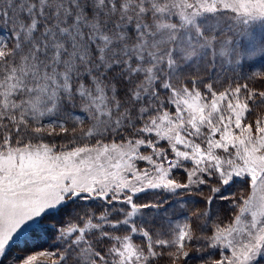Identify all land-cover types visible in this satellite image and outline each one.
Returning a JSON list of instances; mask_svg holds the SVG:
<instances>
[{"label": "snow or ice", "instance_id": "obj_1", "mask_svg": "<svg viewBox=\"0 0 264 264\" xmlns=\"http://www.w3.org/2000/svg\"><path fill=\"white\" fill-rule=\"evenodd\" d=\"M226 12L264 22V0H0V257L19 238L50 240L38 255L59 264H153L169 248L187 264L205 246L220 255L204 264L264 260V119L245 122L264 89L218 92L211 75L185 71L212 50L215 72L203 22ZM57 135L68 143L44 142ZM237 183L246 197L229 190ZM205 186L203 215L217 199L238 208L211 235L165 215L167 197L140 200Z\"/></svg>", "mask_w": 264, "mask_h": 264}, {"label": "rangeland", "instance_id": "obj_2", "mask_svg": "<svg viewBox=\"0 0 264 264\" xmlns=\"http://www.w3.org/2000/svg\"><path fill=\"white\" fill-rule=\"evenodd\" d=\"M161 2L162 3L168 2V0H161ZM145 22L153 23V24L155 23L151 13H149V17L145 19ZM172 22L178 23L179 18L177 17V19ZM203 25L206 27V29H210L209 35H212L213 33L216 34L217 45H216V55H215V72L211 73L210 71L212 68L211 62L214 59L212 50H209L205 56L198 59L192 65L193 66L200 65V67H204L205 64L202 62L205 61L208 65V68L206 69H209V74L216 75V77L221 79L227 76L228 70L231 69L230 71L231 75H229L227 79L229 84H224L223 87H221L224 89L219 90L220 87L219 84L214 85L215 89L218 92L228 89L229 86L235 81H236L235 84L231 85L232 88H234L237 84H243V82L246 81L252 82L253 79H250V77L257 79L256 82L249 84L250 87L256 86L257 88L264 89V85H261L259 82H257L259 81L260 78L264 77V50H262L264 49V22L255 21L251 24L245 25L239 17L234 16V14L230 12H226V13H219L215 16L206 17V19L203 22ZM223 45H227V47L233 52L231 63H229L226 58L219 56V51ZM245 69L249 70V73L245 71L247 73L244 74ZM188 70L190 74H192L193 69L188 68ZM204 73L200 76H195V77L204 78ZM246 75H248L246 78L241 79ZM174 83H176V81H174ZM177 86H179V84H177ZM200 88L201 91H204V85L200 86ZM257 118L264 119V105L253 106V110L249 114L245 122L254 123V121ZM68 126L71 127L72 123L71 125ZM76 127L79 129L80 126L77 124ZM84 127L87 128V124H85ZM56 132L59 133L60 129L57 128ZM56 138H58L57 141ZM68 141H69V137L68 140H65L64 137H62V135H57L54 137L46 136L44 140V142L55 143L57 145L66 144L68 143ZM90 142L94 144L95 140L93 139ZM145 166L146 165L144 162L139 163V167L143 168ZM176 176L177 178H183L182 173H176ZM237 184L234 185L238 189L235 192V197L236 198H240L241 196L246 197L249 194V189L247 188V186L243 183H237ZM203 189L204 190H202L201 192H197L192 195H189L187 193H182L181 196H171L170 198L173 197L179 198L178 199L179 211L177 210L178 208H172L171 206H169L170 208H168V212L165 214L174 221L178 220L180 223L189 224L194 235L196 236L211 235L212 229L215 224H219L220 227L228 226L234 221L235 216L238 214V208L231 207L230 202H224L225 204L221 205V202L217 199L216 201L213 202L211 215L210 216L203 215L207 211L204 201L207 199L208 196L211 195V192L209 191V188H207V186L203 187ZM241 189H243V191H241ZM162 193L163 192H161L160 195H162ZM189 196L193 198H198L199 202L190 199ZM218 207L220 209L221 208L223 209L225 215L224 217H219V215L218 217L216 216ZM226 209L228 211H226ZM186 210H188V212ZM185 217H187V219H184ZM248 219L250 220V217ZM79 223L80 226H82L83 222L81 221ZM138 238L140 239L135 241L134 243L144 246L145 242L143 238L141 237ZM163 238L170 239L171 234ZM33 241L35 242V246L34 245L30 246V244L29 245L25 244L23 240L18 238L15 243L11 244V246L7 249L5 254L2 257H0V264H14V258L16 257H19L20 259L16 260L15 264H21L22 259L30 254H37V261L34 262V264H59V261L56 258L38 255V253L40 251H43V249H40L37 246L39 241L37 240H33ZM199 243L201 245L204 244L203 241H200ZM196 246H197V242L194 241L192 244L194 250ZM157 251H163L164 254L158 260L153 261V264H172V259L168 256V253L170 251H174V249L172 248L163 249V250L157 249ZM194 255H199V254L195 253L194 251ZM210 255H212L211 258L209 257ZM219 255L220 254L218 251H216L215 254L213 255L212 250L208 249L206 246L204 247V260L210 261L211 259H218ZM204 260L191 259L187 262V264H204ZM260 264H264V260H261Z\"/></svg>", "mask_w": 264, "mask_h": 264}, {"label": "trees", "instance_id": "obj_3", "mask_svg": "<svg viewBox=\"0 0 264 264\" xmlns=\"http://www.w3.org/2000/svg\"><path fill=\"white\" fill-rule=\"evenodd\" d=\"M149 17V14L147 15V17L146 18H148ZM202 63H204L205 65H204V67H200V65H190L189 66V68H192L193 69V72H192V74L190 75V76H188L190 79L193 77V76H200V75H202L204 72V78H203V80H204V83H208L209 82V76H210V74H209V69H206V68H208V65H207V63L205 62V61H203ZM206 66V67H205ZM228 69H230V68H228ZM230 71H231V69L230 70H228V75L227 76H225V77H223L222 79L221 78H218V77H216V75H212L211 74V82H213L214 83V85H217V84H219V90L220 89H224V88H221V87H223V85L224 84H229V82H228V76L229 75H231V73H230ZM245 71H247L248 73H249V70H247V69H245L244 70V74L245 73H247V72H245ZM187 73H190L189 72V70L187 69L186 70V74ZM248 75H246V76H244V77H242L241 79H244V78H246ZM188 78V79H189ZM189 79V80H190ZM250 79H253V81L252 82H247V84H250V83H253V82H256V80L257 79H254V78H251L250 77ZM183 81V77L181 78V82ZM236 82V81H235ZM235 82L234 83H232L231 85H233V84H235ZM246 82H243V84H245ZM258 82V81H257ZM203 84H201L200 86H202ZM230 85V86H231ZM256 87V86H255ZM69 125H71V122L69 123ZM62 137H64V139L65 140H68V137H66V136H63L62 135ZM58 140V138H56V141ZM65 143V142H64ZM237 187H238V184H237ZM237 187L236 186H233L231 189H229L230 191H232L233 193H235L238 189H237ZM208 188V187H207ZM202 190H204V189H202ZM161 194V192L160 193H154V192H147V193H144V194H141V196H140V200L141 201H144V202H146V201H154V200H162V199H165L166 197L171 201V207L172 208H178L177 210L179 211V207H178V204H179V198H177V197H173V198H170L169 196H168V194H165V193H162V195H160ZM190 197V196H189ZM189 197H187V198H189ZM190 199H192V200H196V202H199V200H198V198H193V197H190ZM192 203V202H191ZM218 203V202H217ZM223 204H225V203H223ZM222 203H221V205H223ZM168 208H170V207H168ZM213 208V207H212ZM187 212H188V210H186ZM226 211H228L227 209H226ZM218 215H219V217H224L225 215H224V211H223V209L221 208H219L218 207V211H217V217H218ZM214 219V218H213ZM116 234H118V235H124V234H127V232L125 231V230H123V229H121L119 232H117ZM140 238H138V237H134V242L135 241H137V240H139ZM37 241H39V243L37 244V246L40 248V249H43V250H46L47 249V247H49V244H50V241H48L47 243H45L44 241H40V240H37ZM27 244L29 245L30 244V246H32V245H34L35 246V242L33 241V240H28V242H27ZM28 247V246H27ZM29 248H31V247H29ZM210 258L212 257V255H210L209 256Z\"/></svg>", "mask_w": 264, "mask_h": 264}]
</instances>
